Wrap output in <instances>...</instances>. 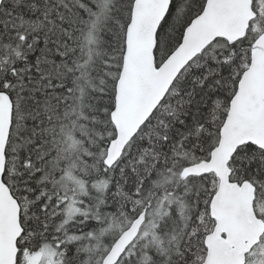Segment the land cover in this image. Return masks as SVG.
<instances>
[{
	"label": "snow or ice",
	"instance_id": "6c2138e0",
	"mask_svg": "<svg viewBox=\"0 0 264 264\" xmlns=\"http://www.w3.org/2000/svg\"><path fill=\"white\" fill-rule=\"evenodd\" d=\"M0 264H264V0H0Z\"/></svg>",
	"mask_w": 264,
	"mask_h": 264
}]
</instances>
